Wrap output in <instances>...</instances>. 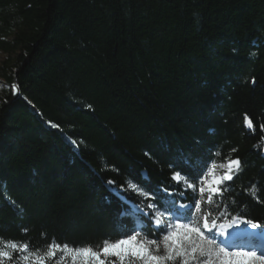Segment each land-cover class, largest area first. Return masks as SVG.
I'll return each mask as SVG.
<instances>
[{
	"label": "trees",
	"instance_id": "obj_1",
	"mask_svg": "<svg viewBox=\"0 0 264 264\" xmlns=\"http://www.w3.org/2000/svg\"><path fill=\"white\" fill-rule=\"evenodd\" d=\"M0 59V243L115 240L236 158L202 210L264 228V0H0Z\"/></svg>",
	"mask_w": 264,
	"mask_h": 264
},
{
	"label": "snow or ice",
	"instance_id": "obj_2",
	"mask_svg": "<svg viewBox=\"0 0 264 264\" xmlns=\"http://www.w3.org/2000/svg\"><path fill=\"white\" fill-rule=\"evenodd\" d=\"M245 123L248 128L254 127L247 117ZM261 128L264 129V125ZM214 164L210 166L206 163L204 170L195 175V183L181 171L172 173L171 178L177 184H182L185 190L192 189L193 200L188 204L177 205L170 199H165L163 206L149 203L147 207L154 210L153 214L144 212L140 205L129 204L121 215L132 218L135 227L121 233L115 240L79 247H72L66 242H51L42 255L40 249L31 250L27 242L8 241L0 247V264L12 261L14 253L16 264H47L50 259L56 260L57 264H64L68 259L71 264H176L177 260L179 264H264V251L258 254L256 250L243 245H230L226 239H219L230 235L227 228H231L236 220L250 224L253 229L258 227L256 223L237 216L225 226L220 221L227 215L226 212L217 210L214 215L211 211L202 210L203 204L212 205L214 197L223 195L226 182L232 181L241 168L238 158L227 159L226 165L222 166L225 170L217 175ZM113 183L109 181V184ZM127 184L129 189L143 192L133 180L129 179ZM249 191L255 196L256 186L252 185ZM125 203L129 202L125 200ZM194 212L197 215H193ZM142 216L152 221L160 236L148 239L143 233L146 225ZM57 252L62 253L59 259Z\"/></svg>",
	"mask_w": 264,
	"mask_h": 264
},
{
	"label": "rangeland",
	"instance_id": "obj_3",
	"mask_svg": "<svg viewBox=\"0 0 264 264\" xmlns=\"http://www.w3.org/2000/svg\"><path fill=\"white\" fill-rule=\"evenodd\" d=\"M0 65H1V59H0ZM2 83L0 82V88L2 87ZM165 222L167 223V218L165 220ZM237 225V229H235V231H240V232H248L247 235L245 234V236H233L231 235V237L229 236V238L227 237H220L219 239H226L227 242L230 245H243L245 248L247 249H251V250H256L258 252V254L261 251H264V240H261L262 238V233H264V230H260L257 228L253 229L250 225L246 224V223H242L240 222V220L235 221V223ZM250 233V234H249ZM241 234V233H240ZM255 240V242L253 241ZM259 242V243H258ZM3 243H0V247H3ZM41 255L43 253H40ZM62 255V253L57 252V259H59V257ZM5 264H16V254H13V260L12 261H5ZM47 264H57L56 260H48ZM64 264H71V260H65ZM138 264V262H137ZM176 264H179V260H177Z\"/></svg>",
	"mask_w": 264,
	"mask_h": 264
},
{
	"label": "bare ground",
	"instance_id": "obj_4",
	"mask_svg": "<svg viewBox=\"0 0 264 264\" xmlns=\"http://www.w3.org/2000/svg\"><path fill=\"white\" fill-rule=\"evenodd\" d=\"M235 229H237V225L236 224H233V226L231 227V231H230V236L233 235V236H245V234L247 235V231L246 232H240L239 230L238 231H235ZM241 233V234H240ZM250 234V233H249ZM262 237H264V233L262 234Z\"/></svg>",
	"mask_w": 264,
	"mask_h": 264
}]
</instances>
